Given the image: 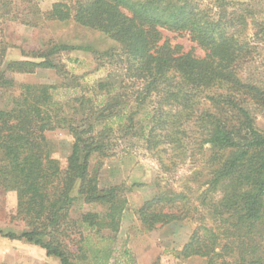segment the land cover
Segmentation results:
<instances>
[{"label": "trees", "instance_id": "obj_1", "mask_svg": "<svg viewBox=\"0 0 264 264\" xmlns=\"http://www.w3.org/2000/svg\"><path fill=\"white\" fill-rule=\"evenodd\" d=\"M231 5L216 0L213 14L197 0L53 4L48 20L73 21L120 46L131 86L108 78L58 100L59 89L78 87L76 78L60 86L14 78L39 69L66 76L51 57L88 47L54 44L5 67L0 62V90H19L0 109V189L16 196L14 217L25 226L19 233L0 229L2 237L39 247L60 264L89 256L108 264L128 201L124 186L100 187L101 160L131 138L166 172L191 161L189 181L204 187L195 201L160 189L137 210L145 232L196 217L200 224L177 258L264 264V132L255 115H264V88L240 75L253 53L246 34L253 13L239 15ZM176 35L188 36L203 55L186 52ZM58 129L74 139L66 166L52 157L47 140Z\"/></svg>", "mask_w": 264, "mask_h": 264}, {"label": "rangeland", "instance_id": "obj_2", "mask_svg": "<svg viewBox=\"0 0 264 264\" xmlns=\"http://www.w3.org/2000/svg\"><path fill=\"white\" fill-rule=\"evenodd\" d=\"M76 0H0V62L5 67L10 61L25 60L26 54L46 53L54 44L74 47H88V51L75 50L60 52L52 56L60 64L64 73L55 70L39 69L33 74L15 75L20 84H46L60 86L76 78L77 85L59 89L56 97L64 100L82 93L83 87L93 86L108 78L125 80L127 66L122 49L104 34L83 28L73 21L57 22L48 20L47 13L53 4L65 2L74 5ZM232 3L229 11L243 15L246 9L253 15L248 16L246 34L252 42L253 53L245 63L240 75L246 81L264 88V0H228ZM203 7L212 8L216 0H197ZM170 36H175L168 33ZM177 36V35H176ZM174 42L186 52H203L188 36H177ZM39 61V60H38ZM127 84V83H126ZM131 86L130 84H127ZM19 90H0V109L5 108L18 95ZM257 127L264 132V115L255 111ZM117 142L113 156L102 159L100 187L108 189L124 186L127 207L123 214L120 232L111 244L113 255L108 264H206L201 258L179 259L178 253L199 226L196 217L175 222L153 232H145L137 217V210L152 198L160 189L186 192L193 201L202 193L204 187L189 181L196 167L191 161L179 163L166 172L136 139ZM51 155L62 166L72 153L74 139L66 129L47 133ZM98 159H94L95 165ZM92 165V166H93ZM17 199L14 194L0 189V229L5 232L19 233L25 229L24 223L15 219ZM96 210H101L97 207ZM208 225L212 222L207 220ZM109 243V242H107ZM0 264H60L59 260L46 256L45 250L25 242L12 241L0 235ZM79 264H96L89 256Z\"/></svg>", "mask_w": 264, "mask_h": 264}, {"label": "crops", "instance_id": "obj_3", "mask_svg": "<svg viewBox=\"0 0 264 264\" xmlns=\"http://www.w3.org/2000/svg\"><path fill=\"white\" fill-rule=\"evenodd\" d=\"M18 242H21V241H18ZM47 256V255H46ZM50 258V257H49Z\"/></svg>", "mask_w": 264, "mask_h": 264}]
</instances>
